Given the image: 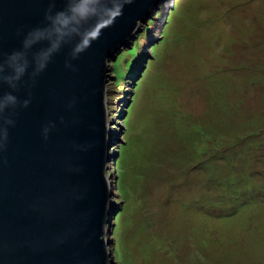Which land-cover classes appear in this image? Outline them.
Returning <instances> with one entry per match:
<instances>
[{
  "label": "rangeland",
  "instance_id": "374dc122",
  "mask_svg": "<svg viewBox=\"0 0 264 264\" xmlns=\"http://www.w3.org/2000/svg\"><path fill=\"white\" fill-rule=\"evenodd\" d=\"M162 3L108 62L110 264H264V0Z\"/></svg>",
  "mask_w": 264,
  "mask_h": 264
},
{
  "label": "water",
  "instance_id": "95a60500",
  "mask_svg": "<svg viewBox=\"0 0 264 264\" xmlns=\"http://www.w3.org/2000/svg\"><path fill=\"white\" fill-rule=\"evenodd\" d=\"M163 0H0V264H110L108 62Z\"/></svg>",
  "mask_w": 264,
  "mask_h": 264
},
{
  "label": "trees",
  "instance_id": "16d2710c",
  "mask_svg": "<svg viewBox=\"0 0 264 264\" xmlns=\"http://www.w3.org/2000/svg\"><path fill=\"white\" fill-rule=\"evenodd\" d=\"M163 6V3H161L160 5H159V8L160 7H162ZM159 10V9H158ZM156 11L155 12V14H154V16L153 17H150V18H148L147 20H145L142 24V33L140 34V35H138V37H142V36H146L147 35V31H148V29H150V27H151V25L153 24V22L155 21V19H157V17L159 16V11ZM155 45V44H154ZM154 45H152L151 47H150V49L152 48H154ZM136 49H137V47H136V45H134L133 46V42H132V45L130 46V48L129 49H126V48H121V50L122 51H118L117 53H116V55H115V57H114V60H111L110 61V66L112 65L113 66V63L114 62H117V61H119V60H121L122 59V54H123V52L124 51H127L126 53H128V54H132V53H135L136 52ZM139 59V58H138ZM137 61V60H136ZM136 61H134V62H132V64L129 66V68H128V70H126V73L124 74V76H122L121 78V80H123V79H125V78H127V77H129V78H131V75H133L134 73H136L137 72V70H136V67H137V64H138V62H136ZM136 84V85H135ZM116 85H119V83H117ZM137 86H138V83H136V82H134V87H133V90H136L137 89ZM133 96V95H132ZM121 97L122 96H118V97H116L117 98V100H119V99H121ZM131 99L133 100V97H131ZM129 110V108H127V111ZM109 150H111V148L109 149ZM112 165H113V168L115 169V170H117L118 168L115 166L116 165V162L115 161H112Z\"/></svg>",
  "mask_w": 264,
  "mask_h": 264
}]
</instances>
